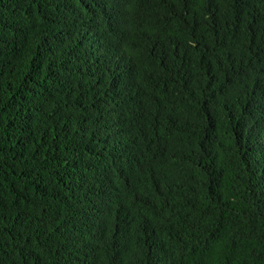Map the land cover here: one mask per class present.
Wrapping results in <instances>:
<instances>
[{"label": "trees", "instance_id": "1", "mask_svg": "<svg viewBox=\"0 0 264 264\" xmlns=\"http://www.w3.org/2000/svg\"><path fill=\"white\" fill-rule=\"evenodd\" d=\"M0 264H264V0H0Z\"/></svg>", "mask_w": 264, "mask_h": 264}]
</instances>
